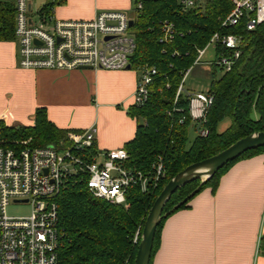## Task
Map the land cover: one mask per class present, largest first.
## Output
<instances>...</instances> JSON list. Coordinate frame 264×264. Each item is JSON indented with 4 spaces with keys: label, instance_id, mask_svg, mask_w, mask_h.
<instances>
[{
    "label": "trees",
    "instance_id": "obj_1",
    "mask_svg": "<svg viewBox=\"0 0 264 264\" xmlns=\"http://www.w3.org/2000/svg\"><path fill=\"white\" fill-rule=\"evenodd\" d=\"M58 3L59 0L48 2L45 9L49 11ZM232 9L231 0H204L191 9H183L177 0H144L142 8L133 11L131 33L135 49L129 59L130 69L154 68L156 74L148 86L147 102L128 109V115L136 120V131L122 149L128 157V168L147 174L160 160L164 176L154 189L129 190L126 208L94 198L87 189L85 176L66 181L55 197L60 232L57 264H133L145 218L163 186L187 166L210 158L251 134L264 132V22L251 31L246 30L245 18L235 26L221 27ZM165 24L173 29L167 43L160 42ZM216 33L240 38V55L231 70L222 71L218 79L214 77L216 67L211 66L206 94L213 101L205 122L197 123L206 135H199L187 148V127L192 123L188 115L190 94L178 89L186 71L194 66L197 51L204 49ZM8 41H14V7L0 3V42ZM213 52L216 59L226 50L215 45ZM253 113L257 119L252 118ZM224 119H229L230 124L218 133L217 126ZM69 132L51 123L45 108L35 110L31 126L0 123V138L7 148L26 142L30 148L51 145L64 149L70 144ZM96 153L93 144L81 156L91 161ZM261 153L264 147L245 152L219 170L199 193L208 188L214 193L229 167ZM198 186L199 181H193L176 190L163 213ZM195 197L170 215L186 209ZM165 220L156 229L149 264ZM261 243L264 246V237Z\"/></svg>",
    "mask_w": 264,
    "mask_h": 264
},
{
    "label": "built area",
    "instance_id": "obj_2",
    "mask_svg": "<svg viewBox=\"0 0 264 264\" xmlns=\"http://www.w3.org/2000/svg\"><path fill=\"white\" fill-rule=\"evenodd\" d=\"M0 0L14 7V42L17 45L19 67L26 70H74L90 67L96 70L123 71L130 66L135 43L128 15L119 11H104L91 21L61 22L54 16V6L45 9L42 0ZM144 0H133V11L140 10ZM233 9L222 20L221 27L237 25L246 19L251 31L264 22V0H231ZM183 9L200 6L204 0H177ZM173 29L163 27V38L172 39ZM219 45L226 50L209 62L223 72L231 70L240 55V38L214 34L204 49L197 51L194 65L199 64L204 50ZM190 70V69H189ZM186 71L185 75L188 73ZM138 79L133 93V105L142 107L148 100V86L154 68L136 69ZM184 75V77H185ZM184 79V78H183ZM182 89L179 87L178 92ZM213 97L206 93L189 96L188 115L202 125ZM204 137L206 131L198 128ZM96 128L91 126L79 134H68L67 148L55 146L30 148L0 145V264H57L60 232L55 197L64 183L79 176L87 178L89 193L107 203L127 207L126 194L139 187L142 192L156 188L164 176L158 160L147 174L126 166L123 149L98 152L91 161L81 155L95 141ZM10 204L28 205V216L10 217ZM136 240H134L135 242Z\"/></svg>",
    "mask_w": 264,
    "mask_h": 264
},
{
    "label": "crops",
    "instance_id": "obj_3",
    "mask_svg": "<svg viewBox=\"0 0 264 264\" xmlns=\"http://www.w3.org/2000/svg\"><path fill=\"white\" fill-rule=\"evenodd\" d=\"M133 0H59L61 22L91 21L104 11L132 18ZM211 75V67H209ZM135 70H26L14 41L0 42V123L31 126L36 109L68 134L94 126L98 152L134 138ZM257 119V116H254ZM264 153L234 163L214 193L204 189L162 224L151 264H264Z\"/></svg>",
    "mask_w": 264,
    "mask_h": 264
},
{
    "label": "water",
    "instance_id": "obj_4",
    "mask_svg": "<svg viewBox=\"0 0 264 264\" xmlns=\"http://www.w3.org/2000/svg\"><path fill=\"white\" fill-rule=\"evenodd\" d=\"M133 22H129L132 26ZM130 66L127 67L129 69ZM91 69L90 67H81L80 70ZM264 147V132L251 134L242 138L225 150L217 153L216 155L193 163L170 179L161 189L160 193L155 198L148 214L145 218L144 225L141 231L140 240L138 243L137 251L134 257L133 264H149L154 237L157 227L163 219L167 218L172 212L179 209L188 200L195 197L200 188L207 183L219 170L225 167L228 163L234 161L245 152ZM199 181V186L195 188L183 200L178 202L173 208L163 213L166 203L169 201L173 193L184 185Z\"/></svg>",
    "mask_w": 264,
    "mask_h": 264
},
{
    "label": "rangeland",
    "instance_id": "obj_5",
    "mask_svg": "<svg viewBox=\"0 0 264 264\" xmlns=\"http://www.w3.org/2000/svg\"><path fill=\"white\" fill-rule=\"evenodd\" d=\"M232 2V1H231ZM42 3V0L35 1L36 5ZM214 52L213 47L209 46L204 50V54L201 57L200 63L194 65L188 73L185 75L182 81V89L184 93L194 94V93H206L210 87V73H209V62L213 60ZM138 73V72H137ZM215 79L220 78L222 75V71L219 68L214 70ZM256 114L253 113L251 116L254 119ZM230 124L229 119H224L217 126V132L222 133L227 129ZM198 124L192 122L187 127V148L191 147L199 136V131L197 130ZM19 145H15L13 147H18ZM0 145L4 148H7L3 140L0 138ZM30 213V209L28 205H20V204H10L7 207V214L10 217H19V216H28Z\"/></svg>",
    "mask_w": 264,
    "mask_h": 264
}]
</instances>
